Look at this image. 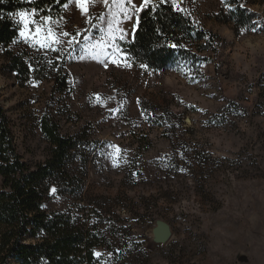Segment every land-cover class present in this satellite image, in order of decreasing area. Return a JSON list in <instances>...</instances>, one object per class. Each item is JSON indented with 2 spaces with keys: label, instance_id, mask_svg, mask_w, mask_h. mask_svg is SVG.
<instances>
[{
  "label": "rangeland",
  "instance_id": "obj_1",
  "mask_svg": "<svg viewBox=\"0 0 264 264\" xmlns=\"http://www.w3.org/2000/svg\"><path fill=\"white\" fill-rule=\"evenodd\" d=\"M178 2L218 37L199 71L178 64L155 72L138 63L105 69L78 61L83 38H99L92 25L108 8L90 5L85 15L73 2L53 17L59 30L79 33L72 58L19 37L9 49L31 54L50 77L34 73L20 84L4 74L6 50L0 49V102L31 165L45 161L51 149L41 128L44 115L59 120L64 136L88 132L83 193L44 205L83 217L96 199L110 201L103 224L117 236L113 250H96L102 264H264V3L248 5L257 31L235 32L216 20L232 8L230 0ZM131 24L126 41L133 37ZM64 58L70 86L63 93L56 78ZM108 145L124 154L116 167L106 158L114 151ZM164 228L171 237L162 243L157 233Z\"/></svg>",
  "mask_w": 264,
  "mask_h": 264
},
{
  "label": "trees",
  "instance_id": "obj_2",
  "mask_svg": "<svg viewBox=\"0 0 264 264\" xmlns=\"http://www.w3.org/2000/svg\"><path fill=\"white\" fill-rule=\"evenodd\" d=\"M64 2L35 0L33 6L42 12L50 10L56 17L64 12ZM154 3L157 10L140 13L141 23L135 28L132 40L121 42L122 46L134 63H145L148 70L162 72L179 64L199 71L209 62L204 54L214 50L217 35L202 28L191 14L177 11L170 0L164 4L154 0ZM263 3L264 0H230L232 8L219 12L216 20L232 26L235 32L251 31L256 27L257 16L248 5ZM21 7L27 5L17 0L0 4L4 16L0 19V49L6 50L4 74L14 75L25 85L34 73L40 79L50 76L39 71V62L31 54L9 49L19 39V30L7 13ZM171 44L177 47L172 48ZM64 60L56 78V86L63 93L70 86ZM42 119V132L51 149L45 161L31 165L19 153L12 121L0 102V264H11L13 260L18 264H102L94 253L98 248L113 250L117 236L114 227L104 229L103 215L110 201L96 199L83 217L72 211H49L44 205L53 198L50 193L53 187L58 189L57 196L78 197L83 193L90 164L89 134L82 130L64 136L57 118L46 114Z\"/></svg>",
  "mask_w": 264,
  "mask_h": 264
},
{
  "label": "snow or ice",
  "instance_id": "obj_3",
  "mask_svg": "<svg viewBox=\"0 0 264 264\" xmlns=\"http://www.w3.org/2000/svg\"><path fill=\"white\" fill-rule=\"evenodd\" d=\"M8 0H0V4L7 3ZM21 7L14 12H8L7 17L11 19L15 26L18 27L19 37L26 44L39 46L41 49H46L52 52H59L61 57L67 54L69 58L77 50V36L75 33L70 36L68 31L59 30L58 23L53 19L50 10L42 12L40 9L33 6L35 0H17ZM59 3V0H56ZM74 2L76 8L85 15H91L90 5L103 3L108 8L107 16H98L95 19L100 21V24H93V27L99 29L100 36L89 37L85 36L82 46L79 48V55L75 57L78 61H84L86 58L97 62L105 69L109 67V63L118 68L130 69L133 67L134 61L128 50L122 46L126 36L129 34V29L126 27V22H132V34H135V28L141 23L140 13L146 10L156 11L157 5L154 0H65L63 9H68L70 4ZM168 0H159L160 4H164ZM171 6L177 11H183L178 0H170ZM228 7V5H225ZM240 4V7H243ZM4 16L0 11V19ZM104 25V26H101ZM251 31L256 32L257 28L252 27ZM70 37V38H69ZM15 43V41H14ZM176 48V44L169 45ZM49 67H55L51 59L47 60ZM141 69H148V65L140 63ZM37 71V69H33ZM190 82L198 83L195 77H190ZM215 122V121H213ZM110 151L106 158L111 159L113 167L118 166V162L124 159L122 150L116 145H108ZM102 155H104L102 153ZM50 193L55 198L58 194V189L53 187ZM94 255L101 258V253L96 252Z\"/></svg>",
  "mask_w": 264,
  "mask_h": 264
},
{
  "label": "water",
  "instance_id": "obj_4",
  "mask_svg": "<svg viewBox=\"0 0 264 264\" xmlns=\"http://www.w3.org/2000/svg\"><path fill=\"white\" fill-rule=\"evenodd\" d=\"M157 236L159 238V241L164 243L171 237V231L170 229L164 228L160 233H157Z\"/></svg>",
  "mask_w": 264,
  "mask_h": 264
}]
</instances>
